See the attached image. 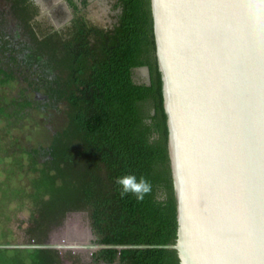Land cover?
I'll return each instance as SVG.
<instances>
[{"label": "trees", "instance_id": "trees-1", "mask_svg": "<svg viewBox=\"0 0 264 264\" xmlns=\"http://www.w3.org/2000/svg\"><path fill=\"white\" fill-rule=\"evenodd\" d=\"M10 1L22 31L0 26V182L3 175L28 178L19 198H30L40 219L26 228L29 235L44 243L53 223L86 210L94 241L108 244L94 252L97 264H181L168 246L178 235V199L152 1L119 0L123 10L113 28L78 17L66 30L43 27L33 0ZM143 66L151 83L135 78ZM39 113L58 116L59 125L46 130L49 141L20 143L16 130ZM128 173L151 181L142 202L120 195L115 180ZM12 248L31 259L12 258L16 264L65 259L56 246H0V264H10L4 253Z\"/></svg>", "mask_w": 264, "mask_h": 264}, {"label": "water", "instance_id": "water-1", "mask_svg": "<svg viewBox=\"0 0 264 264\" xmlns=\"http://www.w3.org/2000/svg\"><path fill=\"white\" fill-rule=\"evenodd\" d=\"M151 1L178 199L168 246L181 264H264V0ZM70 228L4 246L108 245L87 243L92 226L68 243Z\"/></svg>", "mask_w": 264, "mask_h": 264}, {"label": "rangeland", "instance_id": "rangeland-1", "mask_svg": "<svg viewBox=\"0 0 264 264\" xmlns=\"http://www.w3.org/2000/svg\"><path fill=\"white\" fill-rule=\"evenodd\" d=\"M54 1L61 2L62 0ZM75 2L77 5L76 9L68 6L64 1L60 4H55L50 0H46L43 15L38 17V19L42 22V26L56 27L66 30L72 20L78 17H81L90 23L96 22L102 24L103 26L111 25L112 23L115 24L116 19L119 20V6H117L119 0H93V3H91L90 0H75ZM90 5L93 8V16L101 19L99 22L95 21V19H90V11L92 10ZM0 26L8 33L14 35H19L22 31V27L14 14L12 1L10 0H0ZM135 78L138 82L148 81V76L142 71H139V68L135 69ZM47 116L43 113L29 116L26 119L25 127L23 129L16 130L18 141L24 145L45 143L49 141L46 139L48 135L46 130H48L47 128H52L54 126L57 127L59 125V120L56 115H52L51 118ZM2 178L3 181L0 182V246H4V244L7 243L33 244L36 242V239L29 235L26 228L36 224V222L40 224V219H38L39 217H36V219L32 216L33 210L31 199L28 197H22V199L19 198L24 193L17 191V189L21 186L29 188V180L26 176L12 177L11 175L5 177V175H3L1 176V179ZM65 220L70 222L71 225L69 235L73 232H77L80 233L78 235L84 237V241L88 240L91 235L90 228L91 226L93 227L90 213L86 210H80L67 212L61 223H53L49 228H47L46 231H48V235L44 239V242L51 239L50 234L56 230L54 229L55 226L62 224ZM40 230L41 233H43L44 228H41ZM65 233V231H61V237L64 236ZM93 234L94 235H92L91 240L87 243H90L91 241L93 242L94 239L97 238L95 231ZM93 251V247L91 246L76 250L74 248L65 249V259L62 264H76L74 257L70 256L73 253L81 254L84 257L83 261L97 264L95 262ZM4 254L9 256L6 258H10V260L7 261L10 262V264H16L14 261L15 259L12 260V258L20 259L16 261L25 260L26 263L31 261L27 252L19 255L13 248L10 252H5ZM2 255L3 253L0 252V260L4 257ZM98 264L106 263L101 262Z\"/></svg>", "mask_w": 264, "mask_h": 264}, {"label": "clouds", "instance_id": "clouds-1", "mask_svg": "<svg viewBox=\"0 0 264 264\" xmlns=\"http://www.w3.org/2000/svg\"><path fill=\"white\" fill-rule=\"evenodd\" d=\"M115 183L120 188V195L122 198L128 194H132L138 202H142L145 196L152 191L150 180L144 176L137 177L133 173L117 177Z\"/></svg>", "mask_w": 264, "mask_h": 264}, {"label": "flooded vegetation", "instance_id": "flooded-vegetation-1", "mask_svg": "<svg viewBox=\"0 0 264 264\" xmlns=\"http://www.w3.org/2000/svg\"><path fill=\"white\" fill-rule=\"evenodd\" d=\"M34 1V3L36 4V5H38V7H39V14L36 16V18L38 19V17L39 16H41V15H43V11L45 10L44 9V4H45V1L46 0H33ZM51 2H53V3H55V4H60V3H62L63 1L64 2H66L67 3V5L68 6H70V7H74L75 9H76V6L75 5H73L72 3H70L68 0H62L61 2H55L54 0H50ZM75 1V0H74ZM91 1V3H93V0H90ZM76 3V2H75ZM92 5V4H91ZM91 5H90V7H91ZM117 6H119V5H117ZM119 8V14L118 15H120V13L122 12V10H123V8H122V6H119L118 7ZM90 9V8H89ZM92 9V10H91ZM91 13H90V19H92V20H94L95 19V21H100L101 19H99V18H96L95 16H93V8L91 7ZM119 18V17H118ZM75 19V18H74ZM73 19V20H74ZM39 20V19H38ZM72 20V21H73ZM119 20L118 19H116V23L118 22ZM72 23V22H71ZM116 23L114 24V23H112L111 25H107V26H103L102 24H99V23H96L95 22V24H98V25H101L102 27H105V28H113L115 25H116ZM71 25V24H70ZM55 29H60V28H56L55 27ZM148 75H149V70H148ZM66 221V220H65ZM65 221L62 223V224H60V225H56L55 226V228L54 229H56V230H60V227L65 223ZM86 230H87V228H86ZM73 233H76V234H80V233H77V232H73ZM50 235H52V233L50 234ZM95 240V239H94ZM93 243H95L94 241H93Z\"/></svg>", "mask_w": 264, "mask_h": 264}, {"label": "bare ground", "instance_id": "bare-ground-1", "mask_svg": "<svg viewBox=\"0 0 264 264\" xmlns=\"http://www.w3.org/2000/svg\"><path fill=\"white\" fill-rule=\"evenodd\" d=\"M139 71H142L144 74H146L149 77L147 66L139 67ZM79 240L84 241V237L76 233H71V235H69L68 243L80 244V246H82L81 244H83L84 242L79 241Z\"/></svg>", "mask_w": 264, "mask_h": 264}]
</instances>
